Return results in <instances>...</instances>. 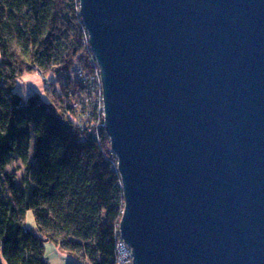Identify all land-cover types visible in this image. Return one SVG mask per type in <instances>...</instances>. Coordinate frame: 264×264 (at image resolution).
<instances>
[{
  "label": "water",
  "instance_id": "obj_1",
  "mask_svg": "<svg viewBox=\"0 0 264 264\" xmlns=\"http://www.w3.org/2000/svg\"><path fill=\"white\" fill-rule=\"evenodd\" d=\"M132 264H264V0H77Z\"/></svg>",
  "mask_w": 264,
  "mask_h": 264
},
{
  "label": "trees",
  "instance_id": "obj_2",
  "mask_svg": "<svg viewBox=\"0 0 264 264\" xmlns=\"http://www.w3.org/2000/svg\"><path fill=\"white\" fill-rule=\"evenodd\" d=\"M85 42L77 0H0V264H46L45 241L80 264H115L122 193L96 97L94 143L72 121L81 116L73 78L69 87L51 85L46 101L15 92L24 75L69 74L76 59L96 75ZM14 160L24 167L20 182L6 171ZM118 206L117 217L104 214ZM27 211L34 230L24 226Z\"/></svg>",
  "mask_w": 264,
  "mask_h": 264
},
{
  "label": "built area",
  "instance_id": "obj_3",
  "mask_svg": "<svg viewBox=\"0 0 264 264\" xmlns=\"http://www.w3.org/2000/svg\"><path fill=\"white\" fill-rule=\"evenodd\" d=\"M85 45L89 49L87 43V36ZM90 51V50H89ZM93 66L96 68V75H88L82 68V65L76 59L74 61L73 68L71 70L73 80L78 84L79 88L73 94L74 108L81 114L79 118H72L74 124L81 128L86 134L92 136V141L97 143L96 130L100 126L99 118L102 120L103 128V105L101 95V85L98 76V70L96 63L92 57ZM96 97V116L97 121L93 122L91 119V112L89 110V104L91 97ZM119 235V234H118ZM120 238V237H119ZM115 264H132V258L130 250L125 246L121 238L116 243V260Z\"/></svg>",
  "mask_w": 264,
  "mask_h": 264
},
{
  "label": "rangeland",
  "instance_id": "obj_4",
  "mask_svg": "<svg viewBox=\"0 0 264 264\" xmlns=\"http://www.w3.org/2000/svg\"><path fill=\"white\" fill-rule=\"evenodd\" d=\"M83 69V68H82ZM84 70V69H83ZM34 74L38 76L42 82V84L45 85L44 90L46 91L50 90V86L54 85L55 83L60 86H71L72 82V74L69 72V74L61 73L59 76L55 77V83L49 82L47 80V76H42L39 72L35 71ZM38 95V94H36ZM39 96V95H38ZM40 97V96H39ZM46 101V99L44 100ZM73 101V100H72ZM32 145H30V152L32 153ZM6 171L8 173L14 174L15 180L17 182H20L23 174H24V167L18 160L12 161V163L6 167ZM0 188H3V184L1 183L0 179ZM121 209L120 206L115 208H110L107 212H104L105 215H109L112 217H117L120 213ZM34 217L31 211H27L24 214V226L25 228L29 230H34ZM43 257L46 264H80V261L73 256L72 254L66 253L62 247L55 244L51 241H45L44 243V251H43Z\"/></svg>",
  "mask_w": 264,
  "mask_h": 264
},
{
  "label": "crops",
  "instance_id": "obj_5",
  "mask_svg": "<svg viewBox=\"0 0 264 264\" xmlns=\"http://www.w3.org/2000/svg\"><path fill=\"white\" fill-rule=\"evenodd\" d=\"M47 80L49 82L55 83V77L53 75H48ZM54 85L55 89H57L58 85L56 83ZM44 87L45 85L42 84L40 78L32 73L24 75L16 82L15 92L23 98H27L33 94H38L42 100H45L46 93Z\"/></svg>",
  "mask_w": 264,
  "mask_h": 264
}]
</instances>
